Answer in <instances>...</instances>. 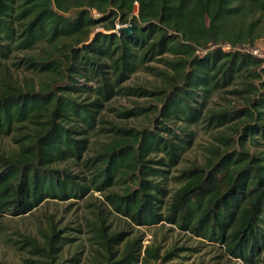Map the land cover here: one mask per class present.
Segmentation results:
<instances>
[{"label": "trees", "instance_id": "trees-1", "mask_svg": "<svg viewBox=\"0 0 264 264\" xmlns=\"http://www.w3.org/2000/svg\"><path fill=\"white\" fill-rule=\"evenodd\" d=\"M115 18L133 22L132 34L115 31ZM98 25L105 31L93 33ZM263 35L264 0H0V72L14 52H27L12 64L42 77L0 88V135L26 128L15 151L0 153V213L110 190V211L133 225L171 223L243 264H264V152L249 149L264 146V57L243 50ZM140 69L158 79L154 88L122 86ZM230 87L243 102L206 115L211 97ZM150 95L154 107L135 104L118 115H144L154 127L100 126L113 97ZM200 122L230 132L207 147L203 163L170 175ZM92 135L105 141L86 157ZM67 161L82 175L59 166ZM92 230L101 264L173 256L138 239L120 247L124 232H109L104 221ZM43 238L26 239L35 264H62L71 239L53 225Z\"/></svg>", "mask_w": 264, "mask_h": 264}, {"label": "rangeland", "instance_id": "rangeland-1", "mask_svg": "<svg viewBox=\"0 0 264 264\" xmlns=\"http://www.w3.org/2000/svg\"><path fill=\"white\" fill-rule=\"evenodd\" d=\"M137 13L136 4L134 15ZM94 15L98 16L97 13ZM114 25V30L117 31L118 27H124L125 24L120 22L119 18H115ZM97 31H105L104 26H96L93 33ZM245 48L249 49V46ZM254 48H257L264 56V35L255 41ZM39 52H41L39 48L30 51L33 54ZM13 55L14 58L4 62L3 70L0 72V88L6 81L22 85L38 83L41 76L25 70L22 64L18 67L12 64L13 62L21 63L20 59L26 57L27 52H14ZM148 65L160 69L163 67L161 63L155 61ZM157 83L158 79L154 75L140 69L131 74L122 86L142 85L152 89ZM236 88L241 89V86L237 85ZM231 89L233 88H227L211 97L205 110L206 115H209L211 110L230 108L243 102L241 95L229 93ZM156 97V95L113 97L100 112V126L106 128L112 125L154 127L152 118L148 119L144 115L123 118L118 114L123 109L135 104L154 107L159 103ZM83 98L82 96L81 99ZM206 125L207 122H200L190 127L196 133L195 138L183 153L180 162L171 169L170 175H178L184 169L203 163L208 154L207 147L219 145L216 138L222 133L230 132L227 127L210 130L205 128ZM25 131L26 128L22 127L19 131L11 132L7 136L0 135V153L9 154L15 151L19 146L15 139ZM104 141L105 138L102 136H90L85 156H94ZM249 149L254 154L264 152V146L258 148L250 146ZM59 166L81 174V170L69 161L61 163ZM167 185L171 191L178 186L174 184L173 180L168 181ZM115 189L119 190L118 186ZM108 191L104 193L107 194ZM104 193L92 190L88 195L78 199L48 200L40 203L30 212L17 216L0 213V264H35L38 256L32 252L26 239L30 238L43 243V233L48 232L52 225L60 230V236L71 239L59 254L58 260L62 264H101L104 262V258L100 253L105 254V252L97 244L92 226L98 225L102 221L108 225L109 232H124V239L121 241L120 247L128 240L138 239L143 246L158 247L163 256L170 252L173 253V256L168 260L152 261L151 264H243L241 260L226 255L219 245L210 244L198 237L191 236L190 233L178 229L171 223L163 222V224L152 226L131 224L125 218L110 211L104 199Z\"/></svg>", "mask_w": 264, "mask_h": 264}, {"label": "water", "instance_id": "water-1", "mask_svg": "<svg viewBox=\"0 0 264 264\" xmlns=\"http://www.w3.org/2000/svg\"><path fill=\"white\" fill-rule=\"evenodd\" d=\"M132 18L133 17H130V19ZM134 28H135V24L133 22H130L127 26L118 28L117 32L118 33L125 32L126 34H132Z\"/></svg>", "mask_w": 264, "mask_h": 264}, {"label": "built area", "instance_id": "built-area-1", "mask_svg": "<svg viewBox=\"0 0 264 264\" xmlns=\"http://www.w3.org/2000/svg\"><path fill=\"white\" fill-rule=\"evenodd\" d=\"M124 26H127V24H125ZM118 28H120V27H118ZM243 50H245V51H249V52H251L252 54H254V55H256V56H258V57H264L263 56V54H261L259 51H258V49L257 48H244Z\"/></svg>", "mask_w": 264, "mask_h": 264}]
</instances>
